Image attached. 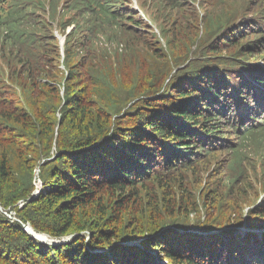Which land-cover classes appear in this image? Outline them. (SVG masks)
<instances>
[{"label":"trees","instance_id":"1","mask_svg":"<svg viewBox=\"0 0 264 264\" xmlns=\"http://www.w3.org/2000/svg\"><path fill=\"white\" fill-rule=\"evenodd\" d=\"M252 1L0 0V264H264Z\"/></svg>","mask_w":264,"mask_h":264},{"label":"rangeland","instance_id":"2","mask_svg":"<svg viewBox=\"0 0 264 264\" xmlns=\"http://www.w3.org/2000/svg\"><path fill=\"white\" fill-rule=\"evenodd\" d=\"M59 1H60V7H61L62 5H64V3H65L66 0H59ZM137 2L139 4V7L143 11H145L144 8L142 7L141 3H140V0H137ZM248 6H250L249 11L247 12L248 14H251V13H254L256 11H259L261 8L264 10V0H255V1H252L249 4H247L246 8ZM145 15H146V19L150 21V19L148 18L147 14H145ZM150 22H152V21H150ZM152 24H153V28L154 29H157L158 28V26L154 22H152ZM52 32H53L54 36H56L58 38V40L60 41L61 34L56 29V27H53L52 28ZM248 143L249 142H243L241 144V148L245 147ZM248 153H250L254 157V159H255L254 161L256 163L255 169H257L259 171V173H260L261 179L259 181H262V185H259L258 195H256V196L255 195H252V197H253V203H254L259 198L260 199H263L262 194L264 193V159L262 158V156H264V149H262V156L260 154H257V153L255 154L254 148L249 149L248 150ZM250 167L254 168L251 163H250ZM210 174H211V176L209 177V180L212 177H217L218 176V174H216L214 172H211ZM38 181H37V184L39 185V182ZM259 181L257 183H259ZM40 190H41V187L40 188H37L36 192H39ZM248 205H250V204H248ZM248 205H246V206L244 205L245 206L244 209H246V207H248ZM247 210L248 209H246L245 211L247 212ZM8 216L14 218L15 217V212L14 211H12V212L10 211L9 214H8ZM236 230H237V228H236ZM241 231L244 232L246 230H245V228H241ZM162 263L165 264L166 262L163 261Z\"/></svg>","mask_w":264,"mask_h":264},{"label":"water","instance_id":"3","mask_svg":"<svg viewBox=\"0 0 264 264\" xmlns=\"http://www.w3.org/2000/svg\"><path fill=\"white\" fill-rule=\"evenodd\" d=\"M234 229H238V230H241V228H245V226H242V227H239V226H236V227H232ZM263 229L261 230H264V227H262ZM249 229H259L257 227H252V228H249ZM26 230L31 233L36 239L40 240V241H44V242H47V241H50L52 242L53 244H60V243H63V242H66V241H58V240H51L49 239L48 235L44 234L46 237L44 239H41L40 237H38V233H36L30 226H26Z\"/></svg>","mask_w":264,"mask_h":264},{"label":"bare ground","instance_id":"4","mask_svg":"<svg viewBox=\"0 0 264 264\" xmlns=\"http://www.w3.org/2000/svg\"><path fill=\"white\" fill-rule=\"evenodd\" d=\"M219 204V203H218ZM254 215H256V214H254ZM256 219V218H255ZM39 235H38V237H40L41 239H44L46 236L44 235V234H41V233H38ZM199 260V259H198ZM221 262V261H220ZM226 262V261H225ZM214 263V262H213ZM223 264H225V263H223ZM229 264V263H228Z\"/></svg>","mask_w":264,"mask_h":264}]
</instances>
